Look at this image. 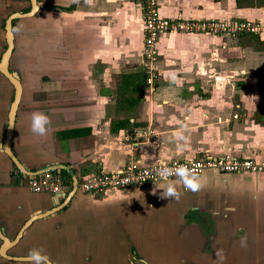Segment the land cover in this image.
Returning a JSON list of instances; mask_svg holds the SVG:
<instances>
[{"label":"crops","instance_id":"obj_1","mask_svg":"<svg viewBox=\"0 0 264 264\" xmlns=\"http://www.w3.org/2000/svg\"><path fill=\"white\" fill-rule=\"evenodd\" d=\"M41 2L36 67L21 65L32 48L27 41L16 48L15 31L9 59L21 79L10 150L25 169L39 173L61 165L79 181L130 161L264 160V29L234 38L158 36L148 93L136 1ZM6 3L11 0H0V21ZM158 13L264 23V0H158ZM3 48L0 28V53ZM34 71L35 82L28 76ZM112 89L128 95H112ZM11 92L0 75V144ZM33 113L50 119L43 136L31 130ZM181 125L187 145L173 135ZM133 130L151 135L132 148L122 137ZM198 178L203 187L195 192L179 180L97 196L76 191L54 211L61 199L29 192L0 149V234L12 240L31 219L5 255L27 258L31 249L43 248L51 264H264V175L206 171ZM169 184L179 200L161 198ZM0 264L31 261L0 257Z\"/></svg>","mask_w":264,"mask_h":264},{"label":"built area","instance_id":"obj_2","mask_svg":"<svg viewBox=\"0 0 264 264\" xmlns=\"http://www.w3.org/2000/svg\"><path fill=\"white\" fill-rule=\"evenodd\" d=\"M139 6L142 21L141 64L144 70L146 91L152 90L156 78L155 65L158 59L157 38L164 34H183L195 37L234 38L242 35H259L264 29V23L258 20L237 19H181L166 18L158 13V0H135ZM151 131L133 130L125 134L122 140L129 142L132 148L137 141ZM186 166L197 177L206 171L218 174H263L264 160L236 159L229 157L204 156L197 159H172L166 163L140 165L130 161L121 168L96 173L83 177L76 183V191L88 195H101L109 191H122L128 188H141L152 183L166 180H179L175 175L161 178L158 169H173ZM25 188L33 194L61 196L70 191L72 185L66 183L59 175L48 171L33 178L24 177L18 170Z\"/></svg>","mask_w":264,"mask_h":264},{"label":"water","instance_id":"obj_3","mask_svg":"<svg viewBox=\"0 0 264 264\" xmlns=\"http://www.w3.org/2000/svg\"><path fill=\"white\" fill-rule=\"evenodd\" d=\"M27 1L30 4V9L27 13L19 14V13L13 12L10 15H8L7 18L3 22L4 48H3L2 53L0 54V74L10 84L12 88V92H11V100L8 104V109L6 113V123L4 126L3 140L0 144V149L2 153L5 154L6 157L9 159V161L12 163L14 168L18 170L26 178H33L35 176H38L48 171H51L57 175H59L61 172H65L68 175L69 178L66 180V183H70L72 185L70 191H68L67 193L61 196H52L55 198V200L61 199L62 203L58 204L59 205L58 208L54 210V211H60L61 208L66 203L69 202V200L72 198V196L76 192L75 186L77 183V179L73 175V173L61 165H56V166L50 165L46 170H41V172L39 173L30 172L20 164V162L16 159V157L13 155V153L10 150V142H11V136H12L13 126H14L16 110H17L20 96H21V85L19 81V75L17 74V72L11 71L8 69V61L11 57L12 50L14 47L12 21L20 19V18H29L32 15H34V13L37 10L36 2L35 0H27ZM39 6L41 5L38 4V7ZM54 211H50L49 214H51ZM40 215L42 214L35 215L32 218L38 217ZM30 220L25 222V224L20 228V230L17 232L16 236L12 240H8L6 237L0 234V243H1L0 244V257L5 258L7 260H12V261H30L28 257L27 258H15V257H9L5 255V252L8 250V248L12 247L18 241V239L22 235V232L30 223Z\"/></svg>","mask_w":264,"mask_h":264},{"label":"clouds","instance_id":"obj_4","mask_svg":"<svg viewBox=\"0 0 264 264\" xmlns=\"http://www.w3.org/2000/svg\"><path fill=\"white\" fill-rule=\"evenodd\" d=\"M91 0H86V3H90ZM50 124V119L47 115L43 113H33L32 114V126L31 130L33 134L43 136L46 134L47 125ZM185 126L181 125L176 132L173 133L174 137L178 141H183L185 145H187L189 141V137L186 136L185 133ZM157 175L161 178H167L168 176L175 175L179 178V181L182 182L186 189H189L193 192L200 190L203 185L200 182L199 178L186 166H178L173 169L163 168L157 170ZM161 198H169V199H180V193L177 192L176 188L169 184L166 190L163 191L161 194ZM245 241L242 238L241 246H245ZM217 256H220V253H217ZM28 258L31 261V264H50L49 257L44 254V249H31L28 253Z\"/></svg>","mask_w":264,"mask_h":264},{"label":"rangeland","instance_id":"obj_5","mask_svg":"<svg viewBox=\"0 0 264 264\" xmlns=\"http://www.w3.org/2000/svg\"><path fill=\"white\" fill-rule=\"evenodd\" d=\"M11 3H9V4L6 3L7 13L4 16V18L0 21L1 27H2L3 20L6 18V16L10 12L16 11V10L19 9V5L16 4V1H11ZM9 8H10V10H9ZM39 15L40 14H38L37 16H39ZM28 22L31 23L30 27H28V25H27ZM26 26L29 29L28 28L26 29ZM26 33H28V34H26ZM36 33H37V18L34 21H18L15 24V36H16V40H17L16 41L17 42V47L16 48L20 49L21 48V44L23 42H26V41L29 42L28 45H31V48H32L29 54L25 55L24 57L23 56L21 57V61H20L21 65L24 66L25 68L33 67V66L36 67L35 65H36V61H37V50L39 49L38 43H40V41L37 42ZM49 43H51V42H49ZM44 46H45V49H47V48L51 49V46L47 47L48 46L47 42L44 44ZM37 77H38V74L34 71V73H32V75H31L32 80L35 82L37 80ZM140 81H141V79H140ZM142 92L143 91L141 90V93ZM110 93L112 95L120 96V97H123L124 95H128V92L124 91L122 89H112L110 91ZM140 95L141 94H139V96Z\"/></svg>","mask_w":264,"mask_h":264},{"label":"flooded vegetation","instance_id":"obj_6","mask_svg":"<svg viewBox=\"0 0 264 264\" xmlns=\"http://www.w3.org/2000/svg\"><path fill=\"white\" fill-rule=\"evenodd\" d=\"M1 1H5V0H1ZM11 1H18V2H22L26 7H23V9L21 10H16V11H12V12H10L8 15H10L11 13H13V12H15V13H19V14H24V13H27L28 11H29V9H30V4H29V2L27 1V0H11ZM35 2H36V6H37V10H36V12L34 13V15H32L31 17H29V19L30 20H27V21H31V20H35L36 18H37V15L38 14H40V9H41V7H42V2H41V0H35ZM38 4H40L41 6H39L38 7ZM46 9H49L50 11H55V8L54 7H49V6H46ZM7 15V16H8ZM7 16H6V18H7ZM5 18V19H6ZM4 19V20H5ZM4 20H3V22H4ZM18 20V19H17ZM17 20H13L12 21V28H13V34H14V31H15V24H16V22H17ZM26 21V20H25ZM28 26L30 27V24L28 23ZM27 29V28H26ZM29 29V28H28ZM1 30H2V32H3V23H2V27H1ZM4 34V33H3ZM3 51V50H2ZM13 52V51H12ZM2 53V52H1ZM0 53V54H1ZM10 63H11V61H8V69L9 70H11V71H15V72H17V74L19 75V72H18V70H16V69H14L11 65H10ZM25 74V73H24ZM1 75V74H0ZM31 75H32V73H28V76L30 77V81L32 80V78H31ZM2 76V75H1ZM3 77V76H2ZM4 78V77H3ZM5 79V78H4ZM6 80V79H5ZM7 81V80H6ZM19 81H20V85H21V79H20V75H19Z\"/></svg>","mask_w":264,"mask_h":264}]
</instances>
